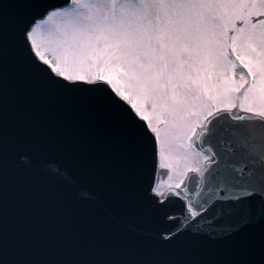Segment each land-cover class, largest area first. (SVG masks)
Listing matches in <instances>:
<instances>
[{"label":"snow or ice","instance_id":"snow-or-ice-1","mask_svg":"<svg viewBox=\"0 0 264 264\" xmlns=\"http://www.w3.org/2000/svg\"><path fill=\"white\" fill-rule=\"evenodd\" d=\"M0 264H264V0H0Z\"/></svg>","mask_w":264,"mask_h":264},{"label":"rangeland","instance_id":"rangeland-1","mask_svg":"<svg viewBox=\"0 0 264 264\" xmlns=\"http://www.w3.org/2000/svg\"><path fill=\"white\" fill-rule=\"evenodd\" d=\"M170 136L172 137L173 141L176 144V147L179 148L180 147V142L183 141L184 143H187V138L182 136V133L180 132L179 129H170ZM179 157V160L177 161V156L174 158V155H176ZM171 156L173 159V163L174 164H179L180 162L185 164V166L181 167L180 169H178L177 173H175L176 175H174L172 178L173 181L172 182H177L180 178V173L184 172V170L187 168H192V167H196L199 163V158L196 155H187L183 149H180L179 151H173L171 153ZM180 161V162H179ZM182 164V165H183ZM171 178V179H172ZM166 183L169 184V178H166L165 180ZM166 185L164 184L165 187Z\"/></svg>","mask_w":264,"mask_h":264},{"label":"water","instance_id":"water-1","mask_svg":"<svg viewBox=\"0 0 264 264\" xmlns=\"http://www.w3.org/2000/svg\"><path fill=\"white\" fill-rule=\"evenodd\" d=\"M196 183H199V181H188V184L190 185V187ZM202 195H206V193H202ZM195 199V197H193V200ZM177 207H179V205H177Z\"/></svg>","mask_w":264,"mask_h":264}]
</instances>
